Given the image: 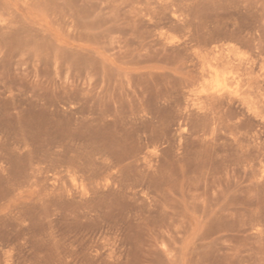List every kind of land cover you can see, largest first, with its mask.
Masks as SVG:
<instances>
[{
    "label": "rangeland",
    "instance_id": "rangeland-1",
    "mask_svg": "<svg viewBox=\"0 0 264 264\" xmlns=\"http://www.w3.org/2000/svg\"><path fill=\"white\" fill-rule=\"evenodd\" d=\"M0 264H264V0H0Z\"/></svg>",
    "mask_w": 264,
    "mask_h": 264
},
{
    "label": "bare ground",
    "instance_id": "bare-ground-1",
    "mask_svg": "<svg viewBox=\"0 0 264 264\" xmlns=\"http://www.w3.org/2000/svg\"><path fill=\"white\" fill-rule=\"evenodd\" d=\"M216 58H217V57H216ZM215 60H216V59H215ZM215 60H214V61H215ZM218 60H219V59H218ZM211 61H212L213 64H214V61H213V60H211ZM216 61H217V60H216ZM219 61H220V63H221V60H219ZM223 61H224V60H223ZM230 61H232V60H230ZM212 62H211V63H212ZM209 63H210V62H209ZM215 63H216V62H215ZM234 63H235V62H234ZM218 64H219V63H218ZM221 65H222V64H221ZM221 65H220V67H221ZM224 65H225V64H224ZM237 65H238V64H237ZM239 65H240V64H239ZM207 66H208V65H207ZM235 66H236V65H235ZM205 67H206V66H205ZM227 67H228V64H227ZM227 67H226V68H227ZM238 67H241V66H238ZM230 68H231V67H230ZM233 68H234V67H233ZM227 69H228V68H227ZM206 70H207V69H206ZM223 70H226V69L223 68ZM228 70H229V69H228ZM243 70H246V69H243ZM202 71H203V70H202ZM212 71H213V70H212ZM218 72L220 73V70L217 71V73H218ZM226 72H227V70H226ZM241 72H242V71H241ZM212 73H213V72H212ZM215 73H216V72H215ZM217 73H216V74H217ZM223 73H224V72H223ZM207 74H208V73H207ZM224 74H225V73H224ZM224 74H223V75L221 74L220 76H221V77H222V76L224 77V76H225ZM227 74H228V73H227ZM227 74H226V75H227ZM232 74H233V73H232ZM218 75H219V74H218ZM218 75H216V79H215V80H216L217 85H220L222 82L219 81V80H222V78H221V79H218V78H219ZM242 76H243V75H242ZM242 76H241V77H242ZM238 77H239V76H238ZM207 78H208V76H207ZM210 78H211V77H210ZM213 79H214V78H213ZM213 79H212V81H213ZM223 79H224V78H223ZM236 79H237V78H236ZM240 79H241V78H240ZM208 80H209V79H208ZM215 80H214V81H215ZM229 80H230V79H229ZM245 80H247V79H245ZM214 81H213V82H214ZM225 81H226V80H225ZM240 81H241V80H240ZM209 82H211V79H210ZM213 82H212V83H213ZM220 82H221V83H220ZM212 83H211V84H212ZM239 84H240V82H239ZM228 85H229V84H228ZM232 85L234 86V84H232ZM245 85H246V84H245ZM245 85H244V86H245ZM210 86H211V85H210ZM225 86H226V85H225ZM223 87H224V86H223ZM250 87H251V86H250ZM209 88H210V87H209ZM227 88H229V87L227 86ZM241 88H242V87H241ZM213 89H214V88H213ZM215 89H216V88H215ZM222 89H223V88H222ZM231 89H232V87H231ZM238 89H240V88H238ZM233 90H234V92H235V89H233ZM233 90H232V93H233ZM213 91H214V90H213ZM219 91H220V90H219ZM219 91H218V92H219ZM223 91H224V90H223ZM239 91H240V93H241V89H240ZM244 91H245V93L248 92L247 89L244 90ZM246 91H247V92H246ZM211 92H212V91H211ZM218 92H217V93H218ZM230 92H231V90H230ZM230 92H229V93H230ZM206 93H207V92H206ZM213 93H214V92H213ZM224 93H226V92H223V94H224ZM240 93H239V94H240ZM247 94H248V93H247ZM206 95H207V94H206ZM221 95H222V94H221ZM228 95H229V94H228ZM232 95H233V94H232ZM232 95L229 96V97H232ZM241 95H242V93H241ZM244 95H245V94H244ZM244 95H242V96H244ZM213 96H216V95H213ZM233 96H234V95H233ZM207 97H208V96H207ZM218 97H219V96H218ZM236 97H238V95H236ZM212 98H213V97H212ZM215 98H216V97H215ZM198 100H199V99H198Z\"/></svg>",
    "mask_w": 264,
    "mask_h": 264
}]
</instances>
